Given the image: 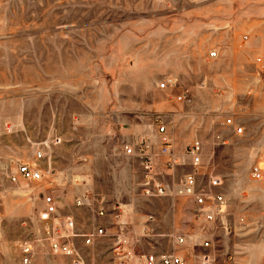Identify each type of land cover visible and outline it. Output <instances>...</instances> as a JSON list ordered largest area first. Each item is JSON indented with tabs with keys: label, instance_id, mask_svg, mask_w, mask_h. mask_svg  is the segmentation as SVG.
<instances>
[{
	"label": "rangeland",
	"instance_id": "1",
	"mask_svg": "<svg viewBox=\"0 0 264 264\" xmlns=\"http://www.w3.org/2000/svg\"><path fill=\"white\" fill-rule=\"evenodd\" d=\"M257 57L264 59V0H0V264H22L19 241L32 246V264H70L44 239L45 192L82 230L104 225L107 237L82 250L96 264H113L123 222L142 254L171 250L177 231L196 243V263L198 235L208 231L217 264H264V180L250 176L254 164L264 169ZM231 116L241 134L227 124ZM158 119L182 161L202 141L201 172L222 178L227 201L217 224L196 223L188 197L142 194L143 168L127 148L141 136L157 145ZM52 134L62 143L49 149L51 177L13 182L19 162H34L33 142ZM190 170L160 169V177L175 187ZM89 193L104 199V218L77 205Z\"/></svg>",
	"mask_w": 264,
	"mask_h": 264
},
{
	"label": "built area",
	"instance_id": "2",
	"mask_svg": "<svg viewBox=\"0 0 264 264\" xmlns=\"http://www.w3.org/2000/svg\"><path fill=\"white\" fill-rule=\"evenodd\" d=\"M164 2L166 0H158ZM245 39L247 37L245 36ZM212 55H216L213 52ZM258 72L264 77V59L256 58ZM168 82H162L161 87L165 88ZM176 99L183 102L187 99L186 93H180ZM157 131L161 135L159 143L148 137H138L127 148L129 154L139 158L143 168L142 194L146 197H168L171 195L185 196L190 198L197 209L194 211V221L204 224H217L226 214L227 201L225 194L220 190L223 180L213 170L202 173L204 167V145L201 140L192 141L186 148L188 160L182 161L172 146L171 137L168 134L167 123L158 119ZM227 124L235 127V133L241 134L244 126L238 125L234 117L227 119ZM11 126L8 125V129ZM62 143L58 134L49 135L47 139L33 142L34 162H19L16 171L9 175L13 182L20 179L27 181H46L53 174L51 168L52 156L49 149ZM46 161L44 167L41 163ZM188 162V163H187ZM190 166L191 170L185 172L177 186L173 187L160 177L161 171L172 170L176 167ZM250 176L255 181L264 180V169L260 163L251 167ZM48 191V188H46ZM44 207L39 212V220L42 222L44 239L48 242L50 251L55 255H63L70 259V264H96L93 259L83 255V249H93L95 244L104 237H107L104 225L96 224L91 229L84 231L71 214H58L56 198L51 192L43 194ZM77 205L91 207L97 218H104L107 210L104 199L94 193H89L88 198H79ZM125 215L122 208L116 207L114 216L121 220ZM153 216H148L145 224L151 223ZM240 222L245 217L239 218ZM226 230L228 226L224 227ZM172 249L158 254L140 253L138 238L133 228L128 224L126 229H120L112 239L110 248L113 264H217V255L212 244L211 233L202 231L198 237L202 252L199 254L198 262L190 260L186 253L188 235L181 232H174ZM79 241L81 245H79ZM21 251L22 264H32L34 250L29 242H18ZM229 260L233 255L227 256Z\"/></svg>",
	"mask_w": 264,
	"mask_h": 264
},
{
	"label": "crops",
	"instance_id": "3",
	"mask_svg": "<svg viewBox=\"0 0 264 264\" xmlns=\"http://www.w3.org/2000/svg\"><path fill=\"white\" fill-rule=\"evenodd\" d=\"M195 204V203H194ZM195 210L197 209V206L195 205ZM124 211V210H123ZM125 212V211H124ZM125 216V215H124ZM124 221V220H123ZM196 222V221H195ZM196 223H198V222H196ZM120 227H122L121 229H126V222H123V225L121 224V225H119ZM195 245H196V243H189V240H188V242H187V245H186V253H187V255L189 254V252H191L192 251V253H193V248L195 247ZM202 252V251H201ZM190 260H192L193 261V258H191L190 257Z\"/></svg>",
	"mask_w": 264,
	"mask_h": 264
}]
</instances>
